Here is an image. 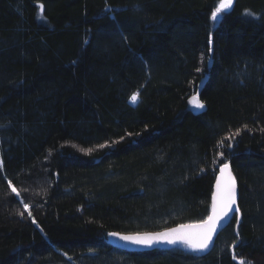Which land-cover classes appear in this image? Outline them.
Returning <instances> with one entry per match:
<instances>
[{
	"label": "trees",
	"instance_id": "16d2710c",
	"mask_svg": "<svg viewBox=\"0 0 264 264\" xmlns=\"http://www.w3.org/2000/svg\"><path fill=\"white\" fill-rule=\"evenodd\" d=\"M219 3L0 0V264H264V0ZM225 163L210 252L112 244L205 220Z\"/></svg>",
	"mask_w": 264,
	"mask_h": 264
},
{
	"label": "snow or ice",
	"instance_id": "6c2138e0",
	"mask_svg": "<svg viewBox=\"0 0 264 264\" xmlns=\"http://www.w3.org/2000/svg\"><path fill=\"white\" fill-rule=\"evenodd\" d=\"M231 5L232 0H220L219 6L212 12L211 18L216 20L218 15L223 10L229 9ZM40 7L41 11H43V5ZM248 14L255 15L250 12ZM138 98V92L133 93L130 97L132 102H136ZM192 102L196 107H204L202 102L197 103L196 97H193ZM220 143L223 145L224 141L222 140ZM100 147H104V145H101ZM220 155H223V152H221ZM220 172L222 179L217 182V192L213 197L212 213L205 220L197 224L180 225L178 228L171 229L167 232L143 235H123L120 236V238L126 241L148 246L161 241L171 244L181 242L193 250H206L212 242V237L215 234L217 227L220 225L221 221L228 216L229 212L233 211V205L236 204L235 178L229 170V164L225 163L220 169ZM225 176L226 179H224ZM13 191L15 192L16 189L13 188ZM24 208L26 210L29 209V205L25 204ZM236 211H239L238 207L236 208ZM23 214V212L20 213V215ZM28 214L31 215V212L29 211ZM111 235L119 236L120 234L111 233ZM241 264H245V262L241 260ZM248 264H251V262H248Z\"/></svg>",
	"mask_w": 264,
	"mask_h": 264
},
{
	"label": "water",
	"instance_id": "95a60500",
	"mask_svg": "<svg viewBox=\"0 0 264 264\" xmlns=\"http://www.w3.org/2000/svg\"><path fill=\"white\" fill-rule=\"evenodd\" d=\"M204 81L200 84V90L203 87ZM227 164H229V170H230L232 176L235 178V184H236V187H235L236 204L233 205V211L229 212L228 216L223 221H221L220 225L217 227V230H216L215 234L212 237V242L210 243L209 247L206 250H202V251L195 250L198 253L205 254V253L210 252L214 248L216 239L219 236V234L226 227H228L229 224H231V222L233 221V219H234V217L236 215L238 216L237 221L240 222V220H241V209H240V204H239V196H240L239 195V182H238V178L236 177V175H235V173L233 171L232 165L230 163H227ZM222 166L219 168V171H218V174H217L215 183H214V191H213V195H212V203H213V197H214V195L217 192V182H218V180H221L222 179L221 172H220V169L222 168ZM224 179H226V176L224 177ZM212 203H211V211H210V214L212 213ZM237 207L239 209L238 212L236 211V208ZM199 222H201V221L189 222V223H181V224H177V225H174V226H171V227L162 229V230H157V231H145V232H136V233L112 232V233H119L120 235L119 236L110 235V238H111V242H112V244L114 246L119 247V248L124 249V250H127V251H144V250H153V249H172V248H176V247H179V246H183L185 244L184 243H181V242H177L175 244H171V243H167V242L161 241V242H155L152 245L148 246V245L137 244V243H133V242H130V241L123 240V239L120 238V236H123V235H136V234H140V235H143V234H157V233L167 232V231H169L171 229H176L180 225L197 224Z\"/></svg>",
	"mask_w": 264,
	"mask_h": 264
},
{
	"label": "rangeland",
	"instance_id": "374dc122",
	"mask_svg": "<svg viewBox=\"0 0 264 264\" xmlns=\"http://www.w3.org/2000/svg\"><path fill=\"white\" fill-rule=\"evenodd\" d=\"M233 3H234V0H232V5H231V7H230L229 9H225V10H223L222 13H223L224 11H227V10L232 9V7H233ZM193 97H196V98H197V103L202 102V101L199 99V97L197 96V93H196V94H194V95L190 98V107H191V109L194 110V111H200L201 108L196 107L195 104L192 102V101H193ZM138 100H139V99H138ZM138 100H137L136 102H132V101H131V102H132L133 104H136V103L138 102ZM239 262H240V264H241V261H239Z\"/></svg>",
	"mask_w": 264,
	"mask_h": 264
}]
</instances>
